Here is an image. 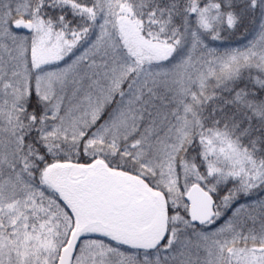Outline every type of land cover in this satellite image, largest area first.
<instances>
[{"label":"snow or ice","instance_id":"obj_1","mask_svg":"<svg viewBox=\"0 0 264 264\" xmlns=\"http://www.w3.org/2000/svg\"><path fill=\"white\" fill-rule=\"evenodd\" d=\"M0 264H264V0H0Z\"/></svg>","mask_w":264,"mask_h":264}]
</instances>
